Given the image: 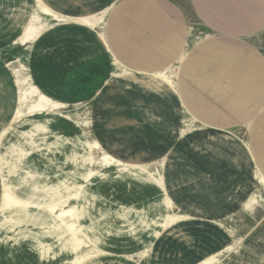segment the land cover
Wrapping results in <instances>:
<instances>
[{
	"label": "rangeland",
	"instance_id": "1",
	"mask_svg": "<svg viewBox=\"0 0 264 264\" xmlns=\"http://www.w3.org/2000/svg\"><path fill=\"white\" fill-rule=\"evenodd\" d=\"M179 1L186 44L158 68L98 41L100 0H34L23 45L0 37V264H182L191 222L228 239L194 264H264V28L217 32Z\"/></svg>",
	"mask_w": 264,
	"mask_h": 264
},
{
	"label": "crops",
	"instance_id": "2",
	"mask_svg": "<svg viewBox=\"0 0 264 264\" xmlns=\"http://www.w3.org/2000/svg\"><path fill=\"white\" fill-rule=\"evenodd\" d=\"M187 3L191 13L204 22L208 28L217 32L251 35L264 28V0H188ZM34 4V0H0V37H6V32H11L7 40L10 43H20L18 38L33 15ZM100 4L107 6L94 13H107L114 7L108 17L106 27L108 37L104 32L105 42L100 36L98 41L109 49L113 57L124 66L139 70L158 68L175 60L183 50L190 26L187 12L181 1L100 0ZM60 14L68 18L76 17L61 12ZM88 14L92 13L78 16H89ZM66 21L72 22L71 20ZM52 49L55 51L57 47H52ZM56 51L60 53L59 50ZM144 72L150 74L152 71ZM35 88L41 92L39 87ZM100 89L94 92L91 100ZM173 92L177 95L181 105H184L179 87ZM18 121L11 124H16ZM31 121V118L26 120L27 123ZM16 127L13 131L17 130ZM2 164L0 162V166ZM3 171L2 166L0 177L3 174L2 177L5 178ZM258 180H261L260 176ZM190 224L201 225L205 230L198 229L196 233L184 236L187 240L172 238L170 241L177 244V248L172 250L174 254H179L177 260L182 264H194L196 261L199 263L228 241L226 234L211 223L191 222ZM184 225L189 224L181 226ZM206 230L210 231V234ZM169 238L165 233L160 234L156 245L167 243L165 241ZM180 245L181 249L178 248ZM156 249L154 254L157 252Z\"/></svg>",
	"mask_w": 264,
	"mask_h": 264
}]
</instances>
